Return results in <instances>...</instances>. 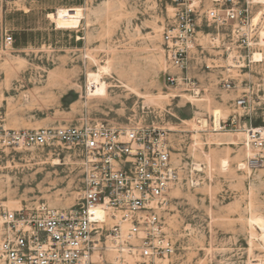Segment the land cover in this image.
Listing matches in <instances>:
<instances>
[{"label":"rangeland","instance_id":"1","mask_svg":"<svg viewBox=\"0 0 264 264\" xmlns=\"http://www.w3.org/2000/svg\"><path fill=\"white\" fill-rule=\"evenodd\" d=\"M253 1L260 28L252 53L262 61L253 55L245 69H232L223 47L204 39L189 89L167 82L178 74L165 52L172 11L162 0H0V127L164 129L179 171L165 215L176 244L170 264H264V151L241 130L264 127V0ZM66 8L82 18L48 19ZM243 97L239 130L229 125ZM82 163L60 145L0 150V224L4 210L76 207ZM99 264L121 263L105 252Z\"/></svg>","mask_w":264,"mask_h":264},{"label":"built area","instance_id":"2","mask_svg":"<svg viewBox=\"0 0 264 264\" xmlns=\"http://www.w3.org/2000/svg\"><path fill=\"white\" fill-rule=\"evenodd\" d=\"M162 1L172 11L164 34L168 63L178 74L168 75L171 86H196L188 72L193 57L203 52L204 39L209 45L223 47L236 63L232 69H245L247 59L259 45L260 24L254 22L253 0ZM4 43L10 47L14 38L7 36ZM232 86L225 84L228 90ZM247 104L246 97L237 100V114L229 126L241 129L238 111ZM241 130L253 149L264 151V127L244 125ZM56 145L83 157L79 204L69 210L45 204L4 210L0 261L99 264L105 252H110L121 264H170L176 244L165 215L179 171L173 163L168 133L150 126L114 128L89 122L33 131L0 127V150Z\"/></svg>","mask_w":264,"mask_h":264},{"label":"bare ground","instance_id":"3","mask_svg":"<svg viewBox=\"0 0 264 264\" xmlns=\"http://www.w3.org/2000/svg\"><path fill=\"white\" fill-rule=\"evenodd\" d=\"M51 18L55 21L59 19H64V20H79L82 18V10L81 9H58L56 14H49L48 19ZM262 61V55L259 53L254 54V62L258 63ZM104 70V74L106 72V69ZM221 129V126H220ZM53 166H59L61 165L60 160L56 159L51 163ZM201 167L197 165V170H201ZM253 264H262L259 261H254Z\"/></svg>","mask_w":264,"mask_h":264}]
</instances>
